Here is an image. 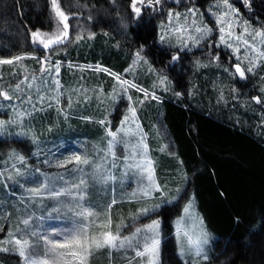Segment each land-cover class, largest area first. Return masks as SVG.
I'll return each instance as SVG.
<instances>
[{"label": "trees", "instance_id": "1", "mask_svg": "<svg viewBox=\"0 0 264 264\" xmlns=\"http://www.w3.org/2000/svg\"><path fill=\"white\" fill-rule=\"evenodd\" d=\"M211 1L161 0L154 8H143L137 18L131 11L129 0H61L62 8L74 14L69 23L77 43L67 53H56L53 58L63 63L101 62L122 72L130 64L123 51L126 48L132 54L134 48L135 52L146 54L155 68L164 71L168 79L164 88L156 92L162 97L157 100L147 96L142 104L138 103L142 125L149 132L150 154L159 184L164 187L166 197L175 195V189L182 188L180 197L171 201V205H163L159 214L161 210L165 214L173 210L175 216L179 215L183 204L194 195L197 211L213 235L207 259H202L200 264H264V61L253 72H246V79H240L234 68L236 56L232 48L224 50L212 43L204 49L177 54L171 45L163 44L159 39V22L170 9L176 6L182 9L180 3H194L196 11H203L200 6L205 11ZM234 3L253 28L264 29V16L255 19V7L259 4L260 11L264 12V0H248L247 5L240 0ZM55 28L50 0H0V59L27 56L29 58L22 60L23 66L27 63L23 71L28 74L40 72V63L31 57L49 55L50 50L36 49L30 33L37 29L46 32ZM93 36L95 40L90 41ZM82 40L87 42L78 46ZM104 43H109V46ZM118 43L121 44L119 49L115 45ZM173 56L178 59L173 60ZM216 56L219 59H215ZM63 72L69 82L81 81L78 83L89 88L80 96L71 94L76 97L78 113L65 117L60 107L53 106L44 112L47 118L40 121L34 118L31 122L36 121L38 127L48 133L53 126L62 130L69 140V147L65 150L73 146L72 140L76 138H86L85 147L95 142L105 146L107 128L109 125L116 127V121L109 122L106 118V123L101 125L97 118L107 116L112 106L109 89H105L111 77L85 69L78 71L82 74L78 77L65 65ZM149 77L143 82L151 86L155 79L149 80ZM96 86H101V90L94 89ZM254 97H259L262 102L257 103ZM119 102L122 115L125 105ZM86 113L90 117L85 116ZM160 123L174 143L173 154L160 136ZM28 134L27 131L24 135ZM3 147L4 143L0 141V151ZM85 180L92 181L89 177ZM113 183L108 180L99 187H86L85 199L75 200L77 205L92 207L93 212L100 214L101 222L106 219L108 205L115 200L111 208L113 232L116 225H121L122 234L147 222L150 217L143 219L145 215L136 218L139 209L166 204L163 202L166 197L162 198L160 193L156 192L153 197L129 196L126 183L120 179L114 183L115 186ZM5 184L0 183V200H4L0 203V235L6 233L4 229L10 226L11 230L17 227L10 233L19 236V229L23 227L20 224L24 225L19 207H24L28 201L19 198L23 194L18 193L14 180H9L10 189ZM46 209L53 214L63 210L50 205ZM63 218L68 225L77 221L72 212L64 213ZM163 228L166 243L174 245L173 218H165ZM96 229V232L101 230ZM0 254V264L23 263L17 252L10 255L14 261L9 260L4 252ZM87 264L143 262L135 256L134 250L117 251L104 247L99 252L94 250ZM164 264H167L166 259Z\"/></svg>", "mask_w": 264, "mask_h": 264}, {"label": "rangeland", "instance_id": "2", "mask_svg": "<svg viewBox=\"0 0 264 264\" xmlns=\"http://www.w3.org/2000/svg\"><path fill=\"white\" fill-rule=\"evenodd\" d=\"M173 1L176 2L177 0ZM235 1L236 0H229L232 7L238 11V16L235 17V23L233 25L234 34L243 32L244 27H247L250 33H254L255 31L264 32V29L262 27H260L261 29L256 30L255 28H253V25H250V22L246 19V17H244V13L241 12L240 8H238L237 5L235 6ZM218 2L219 0H213L209 2V4L206 5L205 9L207 10L205 11L203 9V6H200L203 11H196V4L194 3H191V5L180 3L179 5L182 9H179V7L177 6L170 9L164 19L159 22V39L160 35L163 32L167 31L170 27H175L177 24L175 17H170L169 13H179L181 16V20L179 22L180 24H183V18L185 16H188L189 21L195 20L198 26L207 25L209 28H212L213 31L206 38L200 40L199 43L188 40L187 46H185V44L178 39V35L175 33H170L169 38L161 43L171 45L177 51V54L180 51L184 52L194 51L196 49H204L208 44L212 43H215L217 48H223L224 50L229 49L227 48L226 44H222L219 40V31L216 25V15H214V13L218 14L223 9L216 7ZM189 10H194L196 15L191 16ZM191 32L192 35H197L194 29H192ZM187 35V33L184 34L185 38L187 37ZM71 36L72 37L66 44L57 48H53L48 52L49 55L47 56H49V64L45 65V67L50 69L49 72H45L43 74L41 73V71L35 74L25 73L23 70L26 68L25 66H27V63H25V66H23L22 60L19 62L14 61L12 64H0V91L7 92V94L11 97L10 100H6L2 96H0V121L6 122L3 131L0 132V141L4 143V149L0 151V174H2L0 175V183L5 182L6 184L4 186L10 189L9 180H14V183H17L19 189L18 193L23 194L19 198H26L25 200L28 201V203H26L27 205H25L24 207L21 206L19 208L21 209V217H23V219H29L30 222L28 226L20 224V226L23 227L19 229L20 235L17 237L29 239L33 244L38 243L39 246L33 249L35 253H42L43 241L38 242L37 238L32 236V233L35 232L37 236H44L50 234L54 230H64L70 228L72 225H68L66 223L63 218L64 213L72 212L75 214L76 212L80 211V208L76 204L75 200H73L71 197L61 196L59 200L53 199L50 201L51 198L48 196L47 192L42 191L40 194H34L30 191L31 189L43 188L45 185H47L48 188L62 189L64 187H71L74 184H78L81 179L85 180L86 177H89L92 180L91 182H86V187H99L101 184L105 183V181L102 179L103 177L111 176L114 177V179H109L112 180V183H116L118 179H120L123 183H126V188L128 190L129 196H133V193H136L135 196L138 197L143 196L141 189L147 186L148 181L135 169H130L128 167V164L133 163L132 146L136 145L139 142L141 136L144 137V143L147 145L148 157H150L151 160L153 158L150 154L149 132L145 131L138 111V103L142 104L140 103V101H143L145 99L144 97L147 98V96H145L143 92L137 91V89L135 88H129L127 92H124L123 89L119 86L118 81L109 73L118 74L122 79H126L130 83L136 84L139 88L145 89L149 93L148 97L151 98V94L154 93L155 96L159 97V99L160 97H162V95L159 94L158 96L156 92L164 88L165 80L168 79V76L164 73V71L155 68V65L151 62L149 57L146 56V54L138 50L135 52L134 48L131 52L132 54H130L126 48L124 49L123 53H126L125 58L126 60H129L130 64L122 72L118 71L114 67H107L103 64H100L101 62H97L95 64L91 61H81V63L65 61L63 63L61 61L55 60L53 58L54 54L62 51L64 53H67L72 49L75 43H77V39H74L72 33ZM94 38L95 36L90 38V41L95 40ZM262 39L264 38L256 37L254 41H251L255 44L257 51H248V59L244 60L242 67H247L248 61L253 60L257 61V66L254 68V70H256L258 66L261 65L262 61H264L257 60L259 53L264 52V43H262ZM124 40H128L125 35ZM85 42L87 41H79L78 46L84 45ZM104 44L106 46H109V43ZM115 45L117 49H119L121 46L120 43ZM239 46L241 48L240 55L243 58L245 47L243 44H240ZM137 53H139V59L137 58ZM39 57L43 56L40 55ZM238 62L239 61H237L235 57V63ZM19 64L21 65V67H19ZM53 65H59L60 71L58 76H56L55 74ZM64 65L67 67V69L70 70V73L78 74V77H81L82 75L78 71H82L84 69L86 71L97 74L98 72L106 73L111 77L108 88L105 87V89H109L108 93L111 98L113 95H115L116 98L112 99V106L110 107L107 116L97 119H100V121H105L106 118H108L109 122L116 121V127H112L109 125L107 128L108 130L111 129L112 131H117V141H123L114 143L112 150L114 156L112 155V153L108 152V141L111 139V137H109L108 135L105 141L106 143L104 142L105 146L103 147H101L102 145L98 142L85 147L86 138H79V140L76 138L75 140H72L73 146L70 149L65 150L67 147H69V144L67 143L69 140H67V138L65 137V133L62 130L56 129V126H53L51 127L50 133H48V131L46 132L45 130L39 128V124L36 123V121H33L34 123L31 122L34 118L37 121H40L41 118H47V114L44 112L50 108H53V106L60 107V110L65 117L78 113L76 107V97H73L71 94L76 93L80 96L81 94L88 91L89 88L84 83L83 86L79 84L82 83L81 81H78L79 83L77 81L75 82L74 80L69 82V79H65V76L63 74ZM89 65H91V67H89ZM97 66H100L103 69H108L109 71L105 72L96 70ZM26 75L29 77L35 75L37 77V80L33 83V86L31 88H29L28 83L25 82L24 84H21L20 90H16L15 86L20 83V81L23 80L24 76ZM148 75L150 76L149 80L151 78L155 79V82H152L151 86H148L143 82V80L146 79ZM85 76L86 75H84V77ZM53 80L59 81V88H57L56 84L53 83ZM101 88V86H96L94 89L101 90ZM57 91H59L60 93L59 96H57ZM42 96L44 97L43 100L40 99ZM28 97H31L30 103L27 102ZM128 97H131L132 99L129 100ZM102 101H104V99ZM119 101H122V104L125 105V107H123L122 109V115V111L118 108L120 104ZM106 105V108H108V103ZM129 106L135 107L136 109V123H138L140 126L139 130L136 128V124L132 123L131 120H129V122L125 125L121 124V121H123L124 117L126 115H130L128 112ZM84 109L86 110L87 107L85 106ZM19 112H24L25 115L22 117L18 116L17 113ZM42 113L44 114L41 115ZM85 116H89L88 113H86ZM11 121L15 122L9 123ZM121 127L130 129L132 134L125 135L124 132L119 131ZM27 131L29 132V134L28 136H25L24 134ZM159 131L160 136L163 137V143L169 147L166 148L172 154L175 153L174 143L168 135L165 127L161 123L159 125ZM92 152L94 154H92ZM74 155H80L81 157L87 156L90 161H92V163L90 165H77L75 162L66 163L67 160ZM20 156L24 157L23 163L18 159V157ZM136 159H139V157H137ZM113 162L115 163V167H112ZM60 164H66V166L60 167ZM96 164L103 165L99 172H97L94 167ZM154 167L155 166L153 163V168ZM16 169H19V174H17ZM73 169L78 170L73 171ZM118 169H120L119 173L122 174V177L120 178L118 176ZM66 174L68 176H65ZM76 175L79 176L77 177ZM154 178L159 184V180L155 173V168ZM114 183L113 185L115 186ZM161 187L164 189L162 185ZM180 190L182 191V188ZM75 191L76 190L73 189V192ZM84 191H86V188L84 189ZM155 195L156 192H153L149 197H153ZM3 201L4 200H0V203H2ZM189 202L192 203V216L189 219V226L194 227L195 221H201L203 229L207 233V244H205L203 247V252L205 255L207 254L209 247L213 243V235L206 227L203 219L197 211L196 198L194 195L189 196L187 201L183 204L181 212L177 216L174 215L173 210L168 211L166 214L162 213L161 210V213L159 214V210L162 209L163 205H171V203L161 204V206L154 212H150L148 215H145L143 217V219L150 217L147 222L139 226L137 225L138 227H141L144 224L151 223V220L153 219L160 220V228L162 229L160 235L163 238H161L162 242L160 249V264H164V259L167 260V264H196V262L200 264L203 259L202 257H196L194 254L188 253L187 251H185L184 255H181L176 237L175 221L179 217L184 216L183 210ZM49 205L50 207L52 206L55 209L63 210H60L57 214L50 213V210L46 209L49 208ZM87 208H90L92 211H94L92 207L88 206ZM76 218L77 221H80L82 219L79 216H76ZM165 218H173L175 235L174 245L166 243L167 239L163 234ZM99 222H101L100 219ZM135 228L127 233H122L121 236L131 235V233L135 231ZM4 230L6 233L0 235V241H10L11 237L9 236V233L10 231L15 232L17 230V227L11 230V227L9 226ZM93 231H97V229L94 228ZM51 238L57 239V237ZM2 248H7L8 250H0V253H6L9 260L14 261V258L10 255L15 254L16 252L18 253V251H16V247H14L12 243H0V249ZM101 249L95 251L99 252ZM111 249H116L117 251L130 249L134 250L135 252L137 250L135 246L129 247L127 245H125L124 247ZM22 259V264H25V259L23 257ZM142 262L143 264H145L144 261Z\"/></svg>", "mask_w": 264, "mask_h": 264}, {"label": "snow or ice", "instance_id": "3", "mask_svg": "<svg viewBox=\"0 0 264 264\" xmlns=\"http://www.w3.org/2000/svg\"><path fill=\"white\" fill-rule=\"evenodd\" d=\"M131 11L139 18L142 14L143 8H154L156 5L161 3V0H129ZM245 5L248 4V0H243ZM217 8H222L216 15V25L219 31V40L222 44H226L227 47L233 48V52L236 55V60L238 63L234 64L236 73L239 74L240 79H246L245 73H251L254 71V68L257 66V61L249 60L247 67H242L245 59H248V51L256 52L257 49L255 44L251 41H254L256 37L264 38V32L255 31L250 33L247 27H244L243 32L239 34H234L233 25L235 23V17L238 16V11L232 7L229 0H219L216 5ZM50 9L53 14V19L56 22L55 31L44 32L39 29L32 31L31 42L35 45L42 47L44 50L48 51L53 49L54 46L63 44L70 34V24L69 20L74 14L67 12L61 6V0H50ZM191 16H195L196 13L194 10H189ZM169 16L175 17L177 22L175 27H170L167 31L163 32L160 35L161 42H164L169 38L170 33H175L178 35V39L182 41L185 46H187V41L192 40L196 43H199L200 40L206 38L213 31L212 28H209L207 25L198 26L195 20L189 21V17L185 16L184 23L180 24L181 16L179 13L173 14L169 13ZM171 24V20H170ZM194 29L197 35H192L191 30ZM187 33L185 38L184 34ZM247 37V38H246ZM232 41V42H229ZM264 43V39H262ZM240 44H243L245 47L244 57L240 55L241 48ZM29 58L27 56H15L11 59H0V64H12L14 61L19 62L23 59ZM37 59V62L41 65V73L49 72L50 69L45 67L49 64V56L45 55L43 57H31ZM137 58L139 59V53H137ZM173 60L178 59L177 56L172 57ZM215 59H219L218 56ZM257 60H264V52H260ZM91 67V65H89ZM56 76L59 75V65H53ZM96 70L108 72V69H103L100 66L96 67ZM112 75L119 83V86L123 89L124 92H127L129 88H135L137 91L143 92L145 96H149V93L143 89L139 88L136 84L130 83L126 79H122L118 74L109 73ZM37 80L35 75L29 77L24 76L23 80L20 81L15 87L16 90H20L21 84L25 82L28 83V87L31 88L33 83ZM53 83L56 84L57 88L60 87L58 80H53ZM115 91V90H114ZM60 93L57 91V96ZM177 96L180 94L177 93ZM0 96L6 100H10L11 97L5 91H0ZM115 95L112 96V99H115ZM152 99H159L155 94H151ZM41 100L44 99L42 96ZM131 100V97H128ZM257 103H261L259 97H254ZM27 102H31V97H28ZM143 103V101H140ZM128 112L130 115H126L121 121L122 125H125L132 121L136 124V128L139 130L140 126L136 123V109L135 107L129 106ZM18 116H24V112L17 113ZM11 121L9 123H14ZM101 125H104L106 122L104 120L99 121ZM6 122L0 121V132L3 131ZM119 131L124 132L125 135L132 134L130 129H125L121 127ZM107 135L111 137L108 141V152H112L114 143L123 142L117 141V131H112L109 129ZM163 151V149H161ZM139 157V159H136ZM18 159L23 163L24 157L20 156ZM132 160L133 163L128 164L130 169H135L141 176H143L148 184L146 187L141 189V192L144 197L150 196L153 192L160 193L162 198L166 197L165 190L158 184L154 178V168L153 162L147 155V145L144 143V137L141 136L139 142L136 145L132 146ZM75 162L77 165H90L92 161L87 156L81 157L80 155H74L70 157L66 163ZM60 167H65L66 164H60ZM95 169L97 172L103 167L101 164H96ZM112 167H115L113 162ZM17 174H19V169H16ZM2 175V174H0ZM105 182L109 179H114L111 176H105L102 178ZM86 188V181L81 179L78 184H74L71 187H64L62 189L48 188L45 185L43 188L31 189L30 191L34 194H40L42 191L47 192L48 196L52 199L59 200L61 196L71 197L73 200L83 201L86 196L84 189ZM73 189L76 191L73 192ZM180 188L175 189V195L166 197L163 202L170 203L180 197ZM136 193H133L135 196ZM116 203L115 200L108 205L107 212L105 214L106 219L103 222H99L98 213L93 212L90 208H85L83 204L78 205L80 208L79 212H76L75 215L81 217L80 221H74L70 228L64 230H54L48 235L37 236L35 232L32 233V236L37 238V241H43V251L42 253H35L33 249L39 246V244H33L29 239H23L17 237L13 233H9L11 240L0 241L2 244L12 243L16 246V251L19 255L25 259V264H87L89 257L91 256L94 250H99L104 247L108 248H117L124 247L125 245L136 247L135 256L142 259L145 264H160V249H161V235H160V226L161 222L158 219L151 220V223L144 224L141 227H136L135 231L131 235L121 236V225H116V231H112V217H111V208L112 205ZM161 205L155 204L152 207H143L139 209L137 217L141 215H148L150 212H154ZM192 203L189 202L184 208V216L179 217L175 221V232L180 248L181 255L185 254V251L188 253L194 254L196 257H202L207 259V256L203 252V247L207 244V233L204 231L202 222L195 221V226H189V219L192 216L191 213ZM91 218V219H90ZM30 220L24 219L22 223L25 226L29 225ZM127 227V225H123ZM94 228L101 229L99 232L93 231ZM51 237H57V239H52ZM0 250L7 251V248H2ZM198 264V262H196Z\"/></svg>", "mask_w": 264, "mask_h": 264}, {"label": "flooded vegetation", "instance_id": "4", "mask_svg": "<svg viewBox=\"0 0 264 264\" xmlns=\"http://www.w3.org/2000/svg\"><path fill=\"white\" fill-rule=\"evenodd\" d=\"M241 2H243V0H240ZM177 2V1H176ZM179 2V1H178ZM179 4V3H178ZM260 5L257 4V6L255 7V19H261L264 16V12H261L260 9ZM223 49V48H222ZM235 64V63H234Z\"/></svg>", "mask_w": 264, "mask_h": 264}, {"label": "water", "instance_id": "5", "mask_svg": "<svg viewBox=\"0 0 264 264\" xmlns=\"http://www.w3.org/2000/svg\"><path fill=\"white\" fill-rule=\"evenodd\" d=\"M70 24V23H69ZM70 38H71V27H70V34H69V38L63 43V44H60V45H56V46H54L53 48H57V47H60V46H63L64 44H66L69 40H70ZM31 40H32V38H31ZM33 44V43H32ZM34 45V47L36 48V49H39V50H42V51H46V50H44L42 47H40V46H38V45H35V44H33ZM49 51V50H48Z\"/></svg>", "mask_w": 264, "mask_h": 264}]
</instances>
